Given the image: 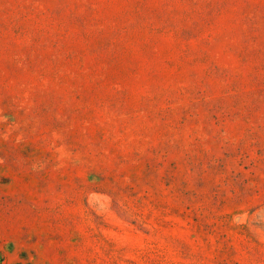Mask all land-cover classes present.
Instances as JSON below:
<instances>
[{
	"label": "rangeland",
	"instance_id": "rangeland-1",
	"mask_svg": "<svg viewBox=\"0 0 264 264\" xmlns=\"http://www.w3.org/2000/svg\"><path fill=\"white\" fill-rule=\"evenodd\" d=\"M0 264H264V0H0Z\"/></svg>",
	"mask_w": 264,
	"mask_h": 264
}]
</instances>
